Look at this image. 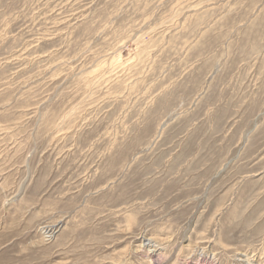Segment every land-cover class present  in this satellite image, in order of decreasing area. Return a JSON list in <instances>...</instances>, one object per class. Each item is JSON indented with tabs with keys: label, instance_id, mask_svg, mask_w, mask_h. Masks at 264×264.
I'll return each mask as SVG.
<instances>
[{
	"label": "rangeland",
	"instance_id": "obj_1",
	"mask_svg": "<svg viewBox=\"0 0 264 264\" xmlns=\"http://www.w3.org/2000/svg\"><path fill=\"white\" fill-rule=\"evenodd\" d=\"M0 264H264V0H0Z\"/></svg>",
	"mask_w": 264,
	"mask_h": 264
}]
</instances>
